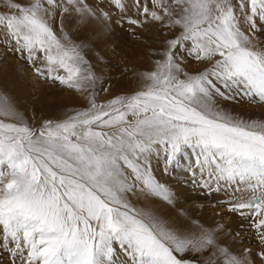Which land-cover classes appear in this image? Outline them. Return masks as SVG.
Wrapping results in <instances>:
<instances>
[{
    "label": "snow or ice",
    "instance_id": "1",
    "mask_svg": "<svg viewBox=\"0 0 264 264\" xmlns=\"http://www.w3.org/2000/svg\"><path fill=\"white\" fill-rule=\"evenodd\" d=\"M114 3L125 11L122 0ZM133 6L140 18L129 17L131 25L181 29L154 69L140 74L134 94L99 104L93 91L87 108L39 128L0 98V246L14 245L12 264H114L117 245L129 264H250L247 254L220 241L219 226L184 213L173 220L133 202L157 197L174 205L152 161L178 166L187 150L195 153L190 167L253 193L229 210L249 209L264 245V121L216 103L240 97L264 104V47L256 36L264 0H133ZM0 7L6 10L0 27L38 76L80 92L95 87L82 46L63 23L73 14L81 23L100 19L87 0H0ZM178 46L206 66L187 71ZM259 255L264 260V250Z\"/></svg>",
    "mask_w": 264,
    "mask_h": 264
},
{
    "label": "rangeland",
    "instance_id": "2",
    "mask_svg": "<svg viewBox=\"0 0 264 264\" xmlns=\"http://www.w3.org/2000/svg\"><path fill=\"white\" fill-rule=\"evenodd\" d=\"M21 2L27 3V0ZM87 2L96 9L100 19L81 23L79 17L73 14L63 21L65 31L76 44L82 46V54L97 77L95 87L84 92L38 76L26 55L14 51L15 45L8 41L5 29L0 27V98L7 97L33 128L41 127L46 120L62 119L75 111L84 110L89 105L88 97L93 91L97 93L99 104H106L116 96L134 94L142 86L140 74L154 69L155 61L161 58L159 53L164 50L166 42L181 32L179 27L169 29L158 22L143 27L127 23L129 17L140 18L133 0H122L125 5L123 12L115 6L114 0ZM4 11L0 7V12ZM105 12L109 20L103 19L102 13ZM54 23L58 30L59 18ZM256 36L261 47H264V21L257 20ZM177 55L183 59L184 67L189 72L200 71L206 66L194 61L179 46ZM35 66L42 67L43 62L37 61ZM216 103L245 120L264 121V104L252 103L240 97L235 100L217 97ZM194 158L195 153L187 150L178 166H168L167 169L163 158H153L152 170L157 180L168 188L174 198L173 214L184 213L205 226H219L221 231L218 235L224 245L237 255L247 254L250 264H264L259 255L264 245L258 240L254 219L248 215L250 210H229L233 205L251 200L253 193L244 185H239L238 190L235 183L217 181L215 176H209L206 171L190 167ZM132 199L137 207L150 203L143 205L144 198ZM147 200L152 204L155 202L157 207L168 204L157 197ZM9 247H14L10 241L0 246V264H12ZM115 248L114 264H129L128 257L119 246ZM246 250L250 251L246 253Z\"/></svg>",
    "mask_w": 264,
    "mask_h": 264
},
{
    "label": "bare ground",
    "instance_id": "3",
    "mask_svg": "<svg viewBox=\"0 0 264 264\" xmlns=\"http://www.w3.org/2000/svg\"><path fill=\"white\" fill-rule=\"evenodd\" d=\"M10 99V98H9ZM263 113V112H261ZM264 118V114L262 116V119ZM141 199H143L142 197H140ZM143 202H145L143 205L147 204V202H150L148 205L146 206H139V207H148V208H151L152 210L158 212L159 214H161L162 216H165V217H171L173 220L177 219L178 217H180L179 214H176L174 215L173 214V211H175V206L173 205H164L162 207H157L155 202L152 204L151 201H148V200H144ZM142 203V202H141ZM158 205V204H157ZM181 219H183V217H180Z\"/></svg>",
    "mask_w": 264,
    "mask_h": 264
}]
</instances>
